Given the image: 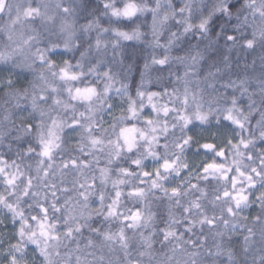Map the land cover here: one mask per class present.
Returning a JSON list of instances; mask_svg holds the SVG:
<instances>
[{
	"label": "clouds",
	"instance_id": "1",
	"mask_svg": "<svg viewBox=\"0 0 264 264\" xmlns=\"http://www.w3.org/2000/svg\"><path fill=\"white\" fill-rule=\"evenodd\" d=\"M262 117L264 0H2L0 264H264Z\"/></svg>",
	"mask_w": 264,
	"mask_h": 264
},
{
	"label": "snow or ice",
	"instance_id": "2",
	"mask_svg": "<svg viewBox=\"0 0 264 264\" xmlns=\"http://www.w3.org/2000/svg\"><path fill=\"white\" fill-rule=\"evenodd\" d=\"M0 3H2V0H0ZM229 7H231V6H229ZM201 28H203V24H201ZM229 38L231 39V37H229ZM157 63L163 65V64L165 63V61H164L163 59H161V60L157 61ZM65 75L67 76L68 74L65 73ZM106 75H107V73H106ZM71 78L74 79L75 77L73 76V77H71ZM108 87H110V85H109V86H106V89H105L106 91L108 90ZM94 95H95V89H92V88L83 89V90L77 89V96H78L79 98H81V99L88 100V99H90V98H91L92 96H94ZM140 95H143V94L141 93ZM155 95H158V94H157V93H151V94L149 95V97H148V102H149L150 104H152V107H153L154 110H155V108H156V105L152 102V97L155 96ZM185 102H187V89H186V92H185ZM233 103H235V101H233ZM129 110H130L133 114H135V107H134V105H130V106H129ZM163 111H164L165 114H167V112L169 111V109H168L167 107H164V108H163ZM197 117H198L199 119H204V118H205V115H202V114H199V113H198V114H197ZM182 119H184L185 123H188V117H187V116L182 117ZM226 119L233 120V122L236 123L237 125H239V126H241V127L243 126V125L241 124V121L238 120V119H236V118L232 115V110H231V109L228 110V115L226 116ZM149 122H150V121H149ZM257 126L261 129V136H264V117H262L261 120L257 121ZM137 131H138V130L135 129V128H126V129H123L122 132H121V136L123 137L124 143H125V145H126L129 149H131L132 147L135 146V139H136V132H137ZM141 138H143V133H141ZM150 139H155V138L153 137V138H150ZM92 142L95 144V143H97L98 141H97V140H93ZM51 143H52L51 141H48V142L45 144L44 152H43L44 155H48V154H49ZM241 143L243 144V146H244L245 148H247L248 145L251 143V141H243V140H241ZM204 147H205V148H209V147H213V146H212V145H204ZM234 147H236V146L234 145ZM219 154H220V155H223V152H221V153H219ZM72 163L75 164L76 162L73 161ZM170 166H171V165H169V164H167V163H165V165H164L165 168L170 167ZM207 167H208V168H218V166L215 165V164H209ZM206 170H207V169H206ZM2 171H3V169L0 168V172H2ZM254 171H255V169H254ZM145 175H148V173H145ZM13 179H14V178H13ZM13 179H9L8 183H9V184L13 183ZM172 191H173V193L176 192L175 189H173ZM245 199H246V197H245ZM41 211L45 214V218H46V217H47V211H48L47 208H41ZM33 219L35 220V219H37V218H36V217H33ZM126 219H130V220L135 221V220H138V219H139V215H138V214H133L131 217H127ZM39 228H40V234H41L42 236H44V237H51V238H53V239H56V238H57V237H55V236L52 234V232L50 231V229L54 228V226L48 225V224L46 223V220H45V221H40V222H39ZM70 232H71V229H69V233H70ZM32 235L34 236L35 233H32ZM166 235H171V233H167ZM13 259H15V258H13ZM78 259H79V258H78Z\"/></svg>",
	"mask_w": 264,
	"mask_h": 264
}]
</instances>
